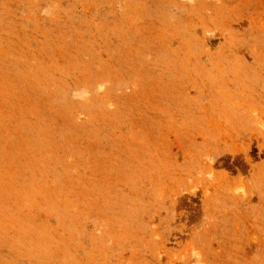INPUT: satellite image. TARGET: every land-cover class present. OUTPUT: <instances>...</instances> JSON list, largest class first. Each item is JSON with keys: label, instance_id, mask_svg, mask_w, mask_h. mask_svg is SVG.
Returning <instances> with one entry per match:
<instances>
[{"label": "rangeland", "instance_id": "1", "mask_svg": "<svg viewBox=\"0 0 264 264\" xmlns=\"http://www.w3.org/2000/svg\"><path fill=\"white\" fill-rule=\"evenodd\" d=\"M0 264H264V0H0Z\"/></svg>", "mask_w": 264, "mask_h": 264}]
</instances>
